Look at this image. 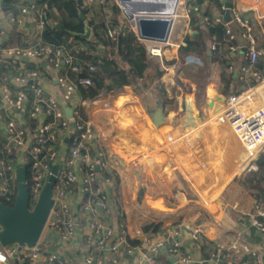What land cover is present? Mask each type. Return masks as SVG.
<instances>
[{
	"label": "crops",
	"instance_id": "1",
	"mask_svg": "<svg viewBox=\"0 0 264 264\" xmlns=\"http://www.w3.org/2000/svg\"><path fill=\"white\" fill-rule=\"evenodd\" d=\"M234 2L237 11L240 13L249 14L259 25L264 22V20H261L264 18V0H234ZM126 8L128 11L133 10L131 6H126ZM221 8L219 4H213L202 13L196 12L193 15H189V12L184 9L185 12L182 10L180 32L175 34V38L170 35L167 42L161 44L163 54L160 60L161 73L158 76L154 74L156 77L153 82L147 80L139 82V98L144 111L138 110L134 106L123 117L132 116L131 121H133L132 126L135 134L130 136L129 141L137 151L135 153L142 155L141 160L145 165V170L147 172H155L156 169L161 168L160 165L163 162H166L167 165L168 162L174 163L175 171L179 174L178 181H175L176 186L171 182L172 174L175 172L171 169L170 173L166 172L165 174L166 179H169L164 181L165 187L178 190L180 189L178 185L181 184L179 180L182 181V184L191 186L196 193V199L194 197L191 202L198 203L203 207H218L217 220L223 225V228H228L231 231L223 236L222 231L215 228H207L209 233L205 235L182 221L184 224L170 226V229L176 228L182 234L180 239L182 251L190 252L196 261L207 257L209 252L201 244V240L205 238L209 243L213 242L216 245V253L220 264H234L228 258L223 257L221 251L226 252L229 258L232 257L234 259L252 255L245 254L242 251L229 253L225 247L219 244L234 237L240 238L255 253L260 254L264 260V207L238 181H229L232 175L244 169L251 159H245L241 165L226 173L227 175H224L223 181L218 183L217 178L219 176L216 169L214 171L216 161L212 156L206 155L213 146L225 140H231L234 136L236 137L235 133L229 126L218 127L210 125L202 133V136L196 138L192 135L196 122L199 119L209 121L210 117L222 107L225 99V96L218 93L220 68L216 51L219 46L225 43L230 46L231 54L234 56L237 66L241 68L248 87L258 81L243 57L242 48L236 43L234 38L225 35L224 29L227 23L217 22V19H220L219 15L224 12V7L222 6ZM10 15V13L2 12L0 7V27H4L6 30V33L0 38L4 41L9 38V40L21 44L23 52L26 54V58L22 60V63L25 68L28 65L30 78L36 90V97L44 101L43 103L49 99L56 103L42 108L39 105L34 107L27 106L30 104L29 101L26 106L14 107L8 105L2 95V93H5L4 89L12 86L16 89L15 92H18L23 88V84L16 78V75L12 74L11 69L3 71V75L0 77V161L13 162L17 167L19 163L23 164L25 155L35 150H44L53 146L59 148L60 152H66L64 147L65 139L73 135L81 136L77 131V129H80L79 126L81 127L80 121L82 123L85 121L81 119L87 118L90 120L85 105L84 108L82 106V117L76 118L71 108L73 103L70 102L67 91L59 81L61 77H66L70 80L83 99L89 100L95 97H87L80 93L76 82L60 63L58 55L55 53L56 46L49 39L43 38L41 31L37 27H24L25 25L23 24L25 22H30V17L24 16L23 24L19 25L15 31H12L10 28L11 24L8 22ZM212 24L213 28H211ZM185 35L190 37L195 46L194 55L188 58L192 60L202 58L207 68V75L203 79L188 78L186 74L195 73L188 69L190 66V68H193L194 65H190V62L185 65L180 64L177 48L180 44H184ZM213 43L217 46L215 50L211 47ZM261 51L264 53V45ZM171 60L174 63H164ZM17 66V64H14L12 69L17 68ZM177 66L178 69L175 71ZM128 86L130 84H124L114 89V91L100 94L96 97L113 95L122 90L129 91L126 88ZM136 90L135 88L134 91ZM24 95L26 97L27 93H24ZM82 98H79L77 93L74 94L75 100H81ZM161 102L167 112H164L165 118L158 121L156 112ZM115 115L120 123L119 114L116 113ZM146 121L150 131L148 132L147 130V135L144 137L142 132H144ZM155 129L174 131L178 136H181L178 138L179 142L175 141L176 143L173 142L170 145L158 141L152 142L151 139ZM117 134H119L118 130ZM170 137L172 138L173 136L171 135ZM237 141L240 143L238 139ZM154 143L157 145V149L149 150L146 153L140 150L144 147H151ZM89 144L91 151L93 148H97V145L102 148L104 146L103 141L99 138H92ZM6 145H10L14 149L8 151ZM105 149V157H107L109 164L113 168V171H111L113 177L110 180H115L119 191L117 190L118 195L115 198L110 185H108L111 181L105 184L111 212L103 214L98 219L103 224L112 226L116 232L120 231V225H122L127 239L135 240L138 244L131 245L133 249L131 255H126L122 252L117 254L105 252L103 264H146L145 262H139L141 255L147 252L149 244L161 237L163 232H160V230L154 231L151 222L137 223L130 221L133 215L136 214L137 209L132 208L127 211L129 186L127 183H123L116 175L112 156ZM91 157L93 160H97L94 154ZM127 157L129 156L127 155ZM117 159L122 161L119 157ZM125 160L127 163L132 162L129 158ZM253 162L254 160L251 161L250 167L253 166ZM121 167L127 169L126 166ZM133 170H136L139 175L140 169ZM2 183L0 180V185ZM79 187V184L74 185L75 193L70 197V201L74 204L73 214L77 223L75 234L71 239L63 240L53 228L45 225L37 242L42 253L35 264H49L47 257L50 252H56L65 261V264H84L83 257L89 252L85 241L91 234L87 227L88 216L75 210L76 203L81 197ZM241 193H243V196ZM179 194L183 193L176 192L175 198L177 201L182 205L190 203H186L184 201L185 198H180ZM186 220L191 222L190 219ZM145 226L150 227H148L149 229H144ZM179 226H182V228ZM196 226L202 227L199 224ZM186 231L192 233L190 239L184 238L183 234ZM93 255L98 257L99 254L93 252ZM164 257L168 258L165 252L161 250L157 259L160 261ZM112 258H116L118 263H113ZM159 263L162 262L160 261ZM0 264L6 263L0 262ZM241 264H252V259H245Z\"/></svg>",
	"mask_w": 264,
	"mask_h": 264
},
{
	"label": "trees",
	"instance_id": "2",
	"mask_svg": "<svg viewBox=\"0 0 264 264\" xmlns=\"http://www.w3.org/2000/svg\"><path fill=\"white\" fill-rule=\"evenodd\" d=\"M198 1L197 3H189V15H193L196 12L202 13L213 4H219L220 8L223 6L219 0ZM226 1L230 2V9L233 17L232 20L226 24V27L230 29L236 43L243 48L242 54L251 72L258 80H261L264 78V53L261 51L264 45V34L262 32V29L264 30V22L259 25L249 14L241 13L242 19L246 20L251 28L250 34L254 39V48L257 52L255 60L252 63H248L246 52L249 47V42L244 32L245 28L235 20L234 13L237 11V8L234 0ZM96 4H99L100 7L107 8V13L110 18V25L108 27L103 18L99 17L98 19H94L88 17L90 9ZM32 5L33 7H31ZM0 7L2 12L10 13L16 21L18 17L21 16V8L27 7L28 12L23 15L26 17H33L34 22H25L23 24L25 25L24 27L35 28L37 21H44V27L41 30L42 37L49 39V41L61 51L62 56L72 57L73 63L78 69L75 72L67 71L76 82L82 95L96 98V96L100 94L109 93L129 82L128 84H130V86L126 88L129 92H132L131 95L133 94L134 96L131 97L133 98L135 108L144 111V107L139 98V82L143 80L153 82L156 76L152 70H154L156 74H159L161 72L160 62L149 55L145 41L140 40L136 32L130 26H122L117 29L119 8L114 3H109V0H102L101 3L98 0L89 5H85L84 0H1ZM80 14L84 15L91 27V36L88 40H83L77 36L78 33L84 30V22ZM18 26L17 22H14L11 23L10 28L12 31H15L18 29ZM109 28L117 29L113 37H109L107 34ZM211 28H213V24ZM70 37H73L74 40L78 42L84 43L85 47L78 45L70 49L72 43L69 39ZM183 42L184 44H180L177 48L178 59L181 62H183L186 57L192 56L195 53V46L188 35L184 36ZM0 46L2 49L22 47L20 43L9 40V38L6 41L1 39ZM216 56L220 68L218 93L227 97L231 94H238L246 89L248 87L247 82L245 81L241 68L237 66L235 58L231 54L230 46L226 43L219 46L216 51ZM164 63L172 64L174 62L171 60L170 62ZM90 66H93L94 69L90 70ZM190 67L188 69L194 71L195 75H198V73H202L203 75L192 76L186 74L188 78L203 79L206 77L207 68L205 64L202 66L194 65L193 68ZM11 68L10 62L2 59L0 61V77L3 75V71L5 72V69ZM27 69L29 71L28 65ZM83 77L89 78L91 84H79V79ZM30 87L31 85L27 84L25 88H22V90L27 93V100L30 103L28 106H31L32 101L29 92ZM132 88L134 90L136 88L137 90L134 91ZM10 89L14 92L16 90L12 86ZM76 93L79 98H82L77 90ZM99 97H101L104 102H109L112 94ZM81 100L90 102L92 99L87 100L82 98ZM86 110L90 119L104 126L112 127V134L103 140V147L107 150H112L114 154L124 162L128 169H140L139 178L141 185L138 186L135 181L127 183L129 186V203L127 209H137L136 214L133 215L130 221L137 223L151 222L153 224V230L157 231L172 222L190 219L193 225L199 224L203 228H215L222 231L223 236L231 232L230 229L222 227L223 225L216 219L212 207H203L195 202L182 205L176 200L175 193L179 191L184 194L185 191L165 187L164 181H168L169 179L163 180L164 175L166 172L170 173V167L166 162L160 165L162 169H156L155 172H147L145 170V165L141 160L142 155L135 153L137 151L129 141L130 136L133 134L129 129H124L122 124L119 123L113 107L109 110H105L102 106L91 105L86 107ZM148 127L149 125L146 121L144 132H142L144 137L147 135ZM117 130L119 134H117ZM149 131L150 130H148V132ZM71 143V138L65 139L64 147L67 151L71 147ZM157 148V145L154 143L150 149L144 147L140 150L146 153L149 150H155ZM127 155L129 157H127ZM127 158L131 159L132 162H125ZM31 162L30 159L23 161L28 193H30ZM98 174L100 177H113L112 172L104 167L99 170ZM179 181L182 184V181ZM237 181L264 207V149L259 152L257 158L253 162V166L248 168ZM15 193L16 192L10 196L9 200L0 198V201L5 205L12 206ZM241 195L243 196V193H241ZM135 200H137V204ZM148 227L150 226H145L144 229H149ZM128 242L130 245L138 244L135 240H128ZM201 244L209 253L215 252L217 249L216 247L210 248L209 241L205 238L201 240ZM221 253L223 257L228 258L234 264H241L245 259L253 258L252 255H248L240 259H234L232 257L229 258L224 251H221ZM160 261L166 263L169 262V259L164 257L161 258ZM160 261L158 259V262ZM20 264L29 263L22 262Z\"/></svg>",
	"mask_w": 264,
	"mask_h": 264
},
{
	"label": "built area",
	"instance_id": "3",
	"mask_svg": "<svg viewBox=\"0 0 264 264\" xmlns=\"http://www.w3.org/2000/svg\"><path fill=\"white\" fill-rule=\"evenodd\" d=\"M98 0H84L85 5H89ZM102 2V0H99ZM259 1V0H257ZM33 7V5L31 6ZM28 12L27 7L21 8V16L17 21L10 15L8 22H17L18 25L23 24L24 15ZM175 14V13H174ZM173 14V17H174ZM235 20L241 26L247 29L246 38L249 42V47L246 52L248 63H252L256 58V50L254 48V39L250 34V26L246 20H243L241 13H234ZM233 18V17H232ZM30 21L34 22V18L30 17ZM36 27L41 31L44 27V21L36 22ZM4 27H0V36L4 35ZM264 34V30L262 29ZM116 33L115 28H109L107 34L113 37ZM224 33L226 36L233 38L230 29L225 27ZM71 43L70 49L80 45L85 47L84 43L69 38ZM147 45L149 55L158 56L161 47L157 46L156 42ZM162 44V43H161ZM55 53L58 55L59 61L66 70L77 71V66L73 63L71 56H62L61 51L56 47ZM191 57V56H189ZM188 57H186L187 59ZM90 66V70H93ZM79 84L90 85L91 81L87 77L80 78ZM129 91H118L113 94L109 102L115 112L119 114L120 123L124 129L134 135L135 131L132 126V116L124 118L123 115L134 107L133 98ZM229 126L235 133L237 139L242 144L246 154L251 160H255L259 152L264 148V78L258 80L253 85H250L238 94H231L225 97L222 107L215 112L209 119H199L192 130L194 137L202 136V133L210 126ZM173 136L172 139L170 136ZM178 134L171 130L155 129L153 131L152 142H162L170 145L173 142H179ZM71 147L66 152H60L57 147H49L48 149L35 150L23 157V161L31 160V179L29 193V208L32 209L36 203L43 185L51 174V168L54 164L58 165L55 174V182L52 185V205L46 220L45 225L53 228L63 240H69L73 237L76 231V220L74 217V204L70 201V197L75 193L74 185L79 184L81 193L80 199L77 201L75 210L88 216L87 227L91 236L86 238L88 253L84 255V264H103L104 253H125L131 255L133 249L128 242L125 231L120 225V231L116 232L112 226L103 224L98 218L103 214L111 212V207L108 204V196L105 184L110 182V177H100L96 171V164L99 168H106L108 171H113V168L108 162L104 154V148L97 145L91 151L90 140L95 139L93 133L88 136L73 135ZM171 139V140H170ZM178 139V140H177ZM181 139V138H180ZM175 142V143H176ZM149 149L151 147H148ZM94 154L96 161L92 159ZM16 166L10 161H0V180L3 182L0 185V198L9 200L10 196L16 192L15 180ZM32 203V205L30 204ZM2 227L0 225V231ZM160 232L162 236L149 244L147 252L141 255L140 263L146 264H220L219 257L215 252H210L205 258L196 261L190 252L182 251L181 240L182 235L178 229L165 226ZM163 250L168 256L169 262L159 263L157 256ZM92 252V254H91ZM94 253L99 254L94 257ZM41 248L36 243L32 247L22 245L19 248L17 243L2 245L0 243V262L6 264H20L27 262L35 264L41 254ZM252 264H264V260L260 254H252ZM49 264H65V261L56 253L48 254ZM170 259H174L172 262ZM113 263H118L116 258H112Z\"/></svg>",
	"mask_w": 264,
	"mask_h": 264
},
{
	"label": "water",
	"instance_id": "4",
	"mask_svg": "<svg viewBox=\"0 0 264 264\" xmlns=\"http://www.w3.org/2000/svg\"><path fill=\"white\" fill-rule=\"evenodd\" d=\"M219 1L224 7V12L219 15V18L223 23H229L232 20L230 2L226 0ZM117 2L123 6V10L131 24L135 27L137 37L140 40L156 43L167 42L174 21V13L144 11L138 12L135 15L131 14L130 18L128 9L124 7L121 1L117 0ZM80 16L84 22V30L78 33L77 36L83 40H88L91 36V27L84 15L80 14ZM241 51H243V48ZM156 113L158 121L165 118L162 112V102ZM95 168L96 171H99V164H96ZM57 169L58 165L54 164L36 203L30 209L25 168L22 163L18 164L15 171L16 193L13 205L8 206L0 201V225L2 227L0 231V243L2 245L17 243L19 248H21L24 244L32 247L38 242L52 205V185L55 182ZM183 236L186 239H190L192 233L186 231ZM181 238L182 236L179 237V239ZM209 246L210 248L216 247L213 242H210ZM170 260L174 261V259Z\"/></svg>",
	"mask_w": 264,
	"mask_h": 264
},
{
	"label": "bare ground",
	"instance_id": "5",
	"mask_svg": "<svg viewBox=\"0 0 264 264\" xmlns=\"http://www.w3.org/2000/svg\"><path fill=\"white\" fill-rule=\"evenodd\" d=\"M119 1H121V3L124 4V7L131 6V8L133 9L129 11V17L131 16V14L135 15L138 12H144V11L175 13L176 6L178 5V2H179V0H136V1L119 0ZM1 39L2 38H0V42H1ZM24 58H26V54H24L22 47H11V48L2 49L0 46V61L2 59H4L5 61H9L11 67L14 64H17L18 65L17 68H14V69L11 68L13 75H16V78L20 82H22L23 88H25L27 84L31 85V87L29 88L30 96L32 97L31 107L39 105V107L42 108V107H46L49 104H56L53 102V100H50V99L47 100V102L43 103L44 101H41L39 97H36V90L30 78V71H28V69L25 68L22 63V60ZM59 81L62 87H64V89L67 91V95H68V98L70 99V102L73 103V106L71 108L73 109L76 115V118L82 117L81 111H82V106L84 108V105L85 107H88L91 105L92 106H102L103 109L105 110L111 109L112 107L111 104L109 102H104L101 97H96L92 99L90 102L86 100H75L74 94H76L77 89L74 87V84L71 83V81L68 80L66 77H61ZM4 92L5 93H2V95L5 98L6 103L8 105H11L14 107H20L21 105L26 106V103H28L27 96L25 97L24 95L25 92L22 90V88L18 92L17 91L14 92L10 88H5ZM81 120L83 121L85 120V121L83 123L82 121H80L81 127L79 126L80 129H77L80 135H83V134L86 135L88 134V132H95L97 134V136L95 135V138H99L103 141L112 134V127L110 126H104L101 123L94 121L93 119H90V121H88L87 118H82ZM88 128H90L91 131H89ZM6 146L8 148L7 149L8 151L10 149H14V147L12 148L10 145H6ZM108 151L112 156L113 165L116 168L115 173L121 179V181L125 184L131 181H135L136 183H138L137 184L138 186L141 185L138 172L133 169L122 168L121 166L123 167L125 166L124 162L119 161L117 159V156L114 154L112 150H108ZM135 203L137 204V200H135ZM127 211L129 210L127 209ZM213 212L216 216V219H218V207H214ZM182 221L192 226L194 229L202 232L205 235L209 233V229L207 228L193 225L189 220H186V219ZM219 244L225 247L229 253L240 252V251H242L245 254L255 253L254 250H252L248 245H246L238 237H234L229 241L221 242Z\"/></svg>",
	"mask_w": 264,
	"mask_h": 264
},
{
	"label": "rangeland",
	"instance_id": "6",
	"mask_svg": "<svg viewBox=\"0 0 264 264\" xmlns=\"http://www.w3.org/2000/svg\"><path fill=\"white\" fill-rule=\"evenodd\" d=\"M190 2L197 3L199 1L198 0H190V1L189 0H179V2H178V5H177L176 10H175L174 21H173V25H172V29H171V34H170L174 38H175V34L178 33V32H180V29H181V20H182L181 19L182 18L181 17V13H182V10L184 9L186 12H188V7H189L188 5H189ZM109 3H111V4L114 3L119 8V14L117 15V22H118L117 29H119L122 26L125 27V26L128 25V26H130L136 32L135 27L131 24L130 20L126 16V14H125V12L123 10V6L121 4H119L117 2V0H109ZM88 17L89 18H94V19H98L99 17H101V18L104 19L107 27L110 25V18H109V14L107 13V8L106 7H100L99 4H96L92 9H90V11L88 13ZM261 20L263 21L264 18L261 19ZM221 21H222L221 19H217V22H221ZM244 32L245 33L247 32V29L246 28H245ZM145 44L147 46V45H150V44H153V43H151L149 41H145ZM155 44L157 46H160V47L162 46L161 43H155ZM211 47H212V49L214 48L213 50H215L217 46H215V44L213 43L211 45ZM162 56H163L162 51H160V54L158 56H153V57H154V59L156 61H159L160 62V60L162 59ZM189 62L191 63L190 65H196V66H202V65H204V61H203L202 58H197L196 60H192L191 58H187L183 62L180 61V64L185 65V64H188ZM63 67L65 68V66H63ZM177 69H178V66L175 68V71H177ZM152 71H153V73L156 76H158V74H156L154 70H152ZM190 74L191 75H195V73H193V72L190 73ZM201 75H203V74L202 73L201 74L198 73L197 76H201ZM163 108H164V106L162 105V112L164 114V112H167V110H165V108L164 109ZM88 121H90V120H88ZM88 129H89V131H91L90 128H88ZM91 133H93L94 136L95 135L97 136V134L95 132H88V134H86V136H88ZM206 156H209V157L212 156L213 159L216 161L214 171L216 169V172H217V174L219 176V178L216 177L218 183L223 181L224 175H227L226 173L231 172L234 168H236L239 165H241L245 161V159H250L249 156L246 154L243 146L237 141V139H236L235 136L233 138H231V140H225L224 142H221L218 145L213 146L210 149V151L207 153ZM251 161L252 160L248 161V163L245 165L244 169H242L240 172H237L234 175H232V178H230L229 181H231V180L237 181L236 179H238L250 167ZM168 165L170 167V171H171V169L175 171L176 167H175V164L174 163H169L168 162ZM176 172L177 171H175L174 174H172V179H171V182L174 183V184H175V181L176 180L178 181V177H179L178 172L177 173ZM163 180H166L165 175H164V179ZM138 182H139V180H138ZM108 185H110V188H111V190H112V192L114 194V197L116 198L117 195H118L117 194L118 193L117 190L119 189L117 187V183L113 179V181H111L110 184H108ZM182 185L183 184H179L178 187L181 190L185 191V193L184 194H179L180 195V198L181 197H184L185 198L184 201L186 203L187 202H191L194 197L196 199V193L191 188V186H189V185L188 186L187 185H183L182 186ZM175 186H176V184H175ZM30 204L32 205V203H30ZM179 224H184V223H182V221L178 220V221L172 222L171 224H169L167 226L170 227V226L179 225ZM179 227L182 228V226H179ZM189 228H191V227L189 226Z\"/></svg>",
	"mask_w": 264,
	"mask_h": 264
}]
</instances>
